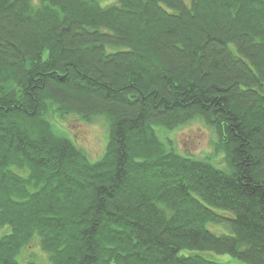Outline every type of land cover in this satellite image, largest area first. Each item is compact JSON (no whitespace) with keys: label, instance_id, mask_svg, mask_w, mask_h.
<instances>
[{"label":"trees","instance_id":"16d2710c","mask_svg":"<svg viewBox=\"0 0 264 264\" xmlns=\"http://www.w3.org/2000/svg\"><path fill=\"white\" fill-rule=\"evenodd\" d=\"M49 113L104 116L101 157ZM194 119L223 168L158 136ZM33 239L46 264H264V0H0V264Z\"/></svg>","mask_w":264,"mask_h":264},{"label":"rangeland","instance_id":"374dc122","mask_svg":"<svg viewBox=\"0 0 264 264\" xmlns=\"http://www.w3.org/2000/svg\"><path fill=\"white\" fill-rule=\"evenodd\" d=\"M102 1L115 2V0ZM47 118L53 125V129L58 134L71 139L78 148L83 150L89 160L95 161L101 157L107 141V124L104 116L98 115L90 121H85L76 114H69L60 119L54 113H49ZM158 136L168 148L181 155L208 160L220 168L225 166L223 152L215 147L214 132L199 119H194L173 130L160 128ZM217 229L219 231V228ZM22 257L25 261L32 259L38 264L47 262V256L41 251L36 239H33L23 250ZM215 258L224 264H231L230 260L237 264H245L225 255H218Z\"/></svg>","mask_w":264,"mask_h":264}]
</instances>
